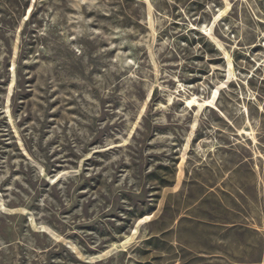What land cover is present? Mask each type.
Listing matches in <instances>:
<instances>
[{
	"label": "rangeland",
	"instance_id": "1",
	"mask_svg": "<svg viewBox=\"0 0 264 264\" xmlns=\"http://www.w3.org/2000/svg\"><path fill=\"white\" fill-rule=\"evenodd\" d=\"M0 264H264V0H0Z\"/></svg>",
	"mask_w": 264,
	"mask_h": 264
},
{
	"label": "bare ground",
	"instance_id": "2",
	"mask_svg": "<svg viewBox=\"0 0 264 264\" xmlns=\"http://www.w3.org/2000/svg\"><path fill=\"white\" fill-rule=\"evenodd\" d=\"M225 9V8H224ZM227 11V10H226ZM224 13V11L223 12H221V14L220 15H222ZM228 62H229V60H228ZM229 65V64H228ZM216 93V92H215ZM195 103V101L194 100H188L187 101V106H192V105H195L194 104ZM197 104V103H196ZM205 106H209V107H211V108H214V106H212V103H210L209 101L207 102H204L203 103ZM195 122L196 121H194L193 123H192V126H193V128L195 127Z\"/></svg>",
	"mask_w": 264,
	"mask_h": 264
}]
</instances>
